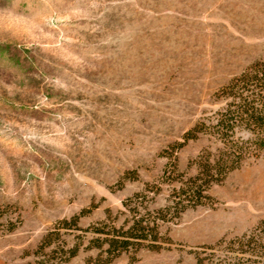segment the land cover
I'll return each mask as SVG.
<instances>
[{"label":"rangeland","instance_id":"1","mask_svg":"<svg viewBox=\"0 0 264 264\" xmlns=\"http://www.w3.org/2000/svg\"><path fill=\"white\" fill-rule=\"evenodd\" d=\"M259 60L264 0H0V264H195L257 227L264 152L161 222L157 249L107 262L95 230L122 226L136 193L142 212L168 204L173 179L222 146L185 134Z\"/></svg>","mask_w":264,"mask_h":264},{"label":"trees","instance_id":"2","mask_svg":"<svg viewBox=\"0 0 264 264\" xmlns=\"http://www.w3.org/2000/svg\"><path fill=\"white\" fill-rule=\"evenodd\" d=\"M222 95L228 100L224 108L207 120H200L185 134L186 140L212 134L222 146L215 153L205 150L199 155L194 175L173 179L177 186L172 188L168 204L142 212L140 205L146 195L136 193L125 202L131 216L122 226H112L108 232L95 227L97 233L105 235L106 253L111 256L107 262L131 249H157L162 241L161 222L178 218L187 208L208 204L214 184L238 168L247 155L264 152V60L247 67L222 89ZM242 132L249 137L244 138ZM48 238L45 236L43 242ZM195 257V264H264V220L241 236L201 246Z\"/></svg>","mask_w":264,"mask_h":264}]
</instances>
